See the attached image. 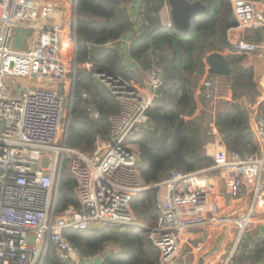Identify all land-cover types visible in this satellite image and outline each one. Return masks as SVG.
Masks as SVG:
<instances>
[{"label": "built area", "instance_id": "2783aa9c", "mask_svg": "<svg viewBox=\"0 0 264 264\" xmlns=\"http://www.w3.org/2000/svg\"><path fill=\"white\" fill-rule=\"evenodd\" d=\"M229 3L236 21L227 30L231 50L257 54L262 62L254 81L261 104L264 2ZM76 8L77 0H0V264H43L51 248L64 264H106L104 252L81 256L64 232L142 227L132 203L153 189L158 218L146 229L159 252L158 264L179 258L187 234L198 228L208 234L224 229L226 242L218 258L221 264H238L239 256L254 249L258 236L251 240V232L264 227V116L251 113L255 152L229 151L211 131V165L188 172L174 169L160 182L145 184L133 138L154 126L148 110L161 91H168L165 79L157 70L147 71L143 89L132 79L97 72L118 109L108 116L107 136L97 137L90 151L69 146L78 67ZM229 86L224 75L208 74L196 92L210 101ZM85 109L94 119L100 116L89 104ZM63 169L74 179L77 203L59 208ZM202 249L197 245V251Z\"/></svg>", "mask_w": 264, "mask_h": 264}, {"label": "trees", "instance_id": "16d2710c", "mask_svg": "<svg viewBox=\"0 0 264 264\" xmlns=\"http://www.w3.org/2000/svg\"><path fill=\"white\" fill-rule=\"evenodd\" d=\"M133 0H77L76 34V85L71 110L67 143L82 152L90 151L97 137L108 134V116L118 109V101L99 81L95 74L133 80L135 74L122 64L120 39L131 35L129 56L141 71L154 66L168 87L167 92L148 110L154 126L133 138L138 147L137 168L145 184H153L167 178L171 170L194 171L212 164L206 145L211 135L210 121L214 118L229 151L253 153L257 146L248 125V109L239 100H254L256 90L252 68H244L238 60L229 65L228 76L232 99L228 108L209 121L205 111L199 117L191 116L196 107L195 92L198 80L205 72V59L213 51L231 49L227 30L236 21L229 0H200L207 11L197 15L188 33H181L172 25L164 26L160 10L167 0H139L138 16L129 8ZM264 2V0H262ZM241 56V55H240ZM84 64H88L87 68ZM83 94L86 95L83 98ZM89 104L100 116L92 118L85 105ZM75 182L66 170H62L59 189V208L77 203ZM139 220L147 226L156 223V189L140 194L132 203ZM254 249L242 254L244 264H264V227L254 232ZM69 243L87 256L103 252L109 245L118 246V253L109 254L106 264H158L159 252L153 246L148 230L143 227L106 225L88 231H65ZM43 264H64L51 248ZM171 264H185L181 257Z\"/></svg>", "mask_w": 264, "mask_h": 264}, {"label": "crops", "instance_id": "0c3cea01", "mask_svg": "<svg viewBox=\"0 0 264 264\" xmlns=\"http://www.w3.org/2000/svg\"><path fill=\"white\" fill-rule=\"evenodd\" d=\"M139 0H133L129 3V8L131 9V11L133 12V16L136 17L138 16V4ZM131 35L126 33L124 34V36L122 37V39H120V48L122 51V64L131 72H133L136 76L134 80V82L136 80L139 79H143L147 80V75L146 72L141 71V68H139V66L135 63V61L129 56L128 50H129V41H130ZM213 52H219L221 53L229 62L234 63L238 57H240V59L238 60V64L244 68H252L253 70V83L254 81H257V78L259 76V74L261 73L260 71V66L262 65V62L259 63V56L257 54H248V55H239L237 52H235L234 50L231 49H225L223 51H213ZM212 53V52H211ZM207 59V57H206ZM205 61V72L204 74L201 76V78L198 80V85L200 84L201 80L209 74L208 70V65L207 62ZM87 68H89L88 64H84ZM142 76V78H140ZM226 79L230 82L228 76H225ZM255 87V86H254ZM143 89H145V87H142ZM256 95H255V99H249L247 98H243L241 100H239V102L247 107L248 109V125L249 127H252L253 123H254V118L251 116V113L255 110L258 112L259 115L264 116V102L259 104L257 102V94H258V90L256 89ZM195 99H196V109L195 112L187 117H193L196 116V114L205 111L208 115L211 114L212 117H215L217 114L225 111L229 104L231 102H233L232 99V91H231V86H229L228 88H225L222 92L221 95H219L218 98L214 99V100H204L202 97L198 96L197 92H195ZM211 131L213 133L219 134L220 136V132H219V127L215 124L214 122V118H212V120L209 123ZM212 133V134H213ZM221 137H223L221 135ZM211 138H209V141L207 142L206 145V150H209L210 148L213 149L214 144H212ZM211 180H214V178H216L215 175H210ZM228 195V194H225ZM234 203L236 204V208H238L240 206L239 202L237 200L234 201ZM235 208V209H236ZM263 228V227H262ZM261 227L258 229L260 230ZM254 233V232H253ZM252 233L251 236V240L253 239L254 235ZM258 235H256V237L262 235L259 232L257 233ZM226 238V232L225 230H216L214 232L211 233H206L204 231H202L201 229H194L192 233H188L187 234V239H188V243L187 245L184 247L183 253L181 254L180 257H184L187 255V258H184L185 260V264H221L218 255H220L222 253V247L224 245V243L226 242L225 240ZM202 244V251H197L196 247L197 245ZM120 248L118 246L115 245H109L103 252L106 255V257L109 254H114V253H118L120 252ZM242 256H239V264H244L241 260Z\"/></svg>", "mask_w": 264, "mask_h": 264}, {"label": "water", "instance_id": "95a60500", "mask_svg": "<svg viewBox=\"0 0 264 264\" xmlns=\"http://www.w3.org/2000/svg\"><path fill=\"white\" fill-rule=\"evenodd\" d=\"M170 9L171 25L181 33L191 30L193 19L207 11L200 0H167ZM209 74L230 76L232 68L227 59L219 52H212L206 59Z\"/></svg>", "mask_w": 264, "mask_h": 264}, {"label": "rangeland", "instance_id": "374dc122", "mask_svg": "<svg viewBox=\"0 0 264 264\" xmlns=\"http://www.w3.org/2000/svg\"><path fill=\"white\" fill-rule=\"evenodd\" d=\"M139 5V4H138ZM139 9H141V7L139 8ZM159 15H160V19H161V21H162V24L164 25V26H167V27H169L170 25H171V18H170V9H169V6L167 5V4H164V6L162 7V9L160 10V13H159ZM68 52V58H71V55H72V49L70 48L69 49V51H67ZM210 54V53H209ZM69 63H70V61H69ZM71 71H72V68L70 69ZM150 70H158L155 66L153 67V68H151V69H149V70H147V71H150ZM140 78H142V76L140 77ZM145 78H143V79H139V80H136L135 81V84L137 85V87H139V88H142V87H145L146 89H147V81L146 80H144ZM106 85V84H105ZM107 89H109L108 88V86H107ZM202 113H198V114H196V116H200ZM207 116L205 117V119L207 120L208 119V121H209V119H210V117H209V115L208 114H206ZM195 116V117H196ZM220 136H221V134H220ZM223 138V137H222ZM224 140V139H223ZM132 150L134 151V152H138V147H137V145H135V144H133L132 145ZM133 212H134V215H135V217H136V220L140 223V225L143 227V228H147V227H149V226H147L146 224H144V223H142L140 220H139V218H138V216H137V214H136V212L133 210ZM258 231V228H255L251 233H253V232H257ZM254 234V233H253ZM238 264H239V259H238Z\"/></svg>", "mask_w": 264, "mask_h": 264}]
</instances>
